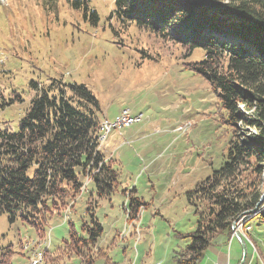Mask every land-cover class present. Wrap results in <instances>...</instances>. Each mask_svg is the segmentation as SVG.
Segmentation results:
<instances>
[{"label": "rangeland", "instance_id": "374dc122", "mask_svg": "<svg viewBox=\"0 0 264 264\" xmlns=\"http://www.w3.org/2000/svg\"><path fill=\"white\" fill-rule=\"evenodd\" d=\"M110 2L0 0V131L18 132L37 91L33 85L41 89L53 81L86 86L99 102L101 122L114 123L126 109L143 115L141 122L113 131L114 139L106 142L109 134L99 148L119 175L111 191L97 188L98 171L89 169L74 194L55 204L48 199L33 222L11 223L0 213L5 264H29L35 251L44 250L39 264L66 263L59 255L64 242L73 231L82 235L91 228L92 217L103 234L82 264H176V257L185 258L188 237L216 210L202 196L190 201L188 193L224 166L232 146L248 143L251 131L228 123L218 93L191 69L204 54L191 56L174 41L117 21ZM89 7L99 13L97 26L87 16ZM227 188L249 198L258 194L259 201L233 222L226 254L240 257L241 264L243 240L244 264H263V163L245 162ZM80 258L68 264H80Z\"/></svg>", "mask_w": 264, "mask_h": 264}, {"label": "trees", "instance_id": "16d2710c", "mask_svg": "<svg viewBox=\"0 0 264 264\" xmlns=\"http://www.w3.org/2000/svg\"><path fill=\"white\" fill-rule=\"evenodd\" d=\"M109 1L117 21L174 41L191 56L202 52L191 69L218 93L228 123L240 122L251 131L247 144L232 146L224 166L188 193L190 201L199 195L216 209L208 223L188 237L185 258L176 257V264H199L217 236L229 238L233 222L259 201L258 194L249 198L227 185L245 162L255 159L264 165V0H231L220 7L186 0ZM87 16L94 26L99 24L95 9L89 7ZM33 87L37 91L19 131H0V213L11 223L33 222L48 199L55 204L63 195L74 194L81 187L79 177L89 169L98 171L94 182L99 189L111 191L119 177L99 150L101 107L96 96L84 85L59 81ZM92 218L91 228L82 235L73 231L64 242L62 264L79 257L80 264L85 263L97 246L103 227ZM0 257L5 264L7 253Z\"/></svg>", "mask_w": 264, "mask_h": 264}, {"label": "crops", "instance_id": "0c3cea01", "mask_svg": "<svg viewBox=\"0 0 264 264\" xmlns=\"http://www.w3.org/2000/svg\"><path fill=\"white\" fill-rule=\"evenodd\" d=\"M104 118V115L102 116ZM101 118V119H103ZM111 135L112 133L108 136L107 138V141L108 142L110 139H114V138H111ZM237 240V241H240L239 239L233 237L231 239L232 240ZM229 240L228 237H226L225 234H221L216 240H215V244L211 245L207 250L206 252L204 253L205 257L203 258V263L205 262V260H212L214 261V264H238V262L240 261V257H235L234 259L230 258L229 259V256L226 254L227 251V241ZM100 242V241H99ZM98 242V243H99ZM242 242V241H241ZM203 255V256H204ZM253 257V255H252ZM254 258V257H253ZM29 260V259H28ZM211 261V262H212ZM29 262V261H28ZM263 262V261H262ZM202 263V264H203ZM27 264V263H26ZM264 264V262H263Z\"/></svg>", "mask_w": 264, "mask_h": 264}, {"label": "built area", "instance_id": "2783aa9c", "mask_svg": "<svg viewBox=\"0 0 264 264\" xmlns=\"http://www.w3.org/2000/svg\"><path fill=\"white\" fill-rule=\"evenodd\" d=\"M142 119V114H135V116H127V109L123 110L114 123H109L107 120H105V135H108L109 132H113L125 126H130L132 125V122ZM235 234H237V229ZM45 253H47V251L35 252V254H37V263L35 264H38V260H42V258H44Z\"/></svg>", "mask_w": 264, "mask_h": 264}, {"label": "bare ground", "instance_id": "6f19581e", "mask_svg": "<svg viewBox=\"0 0 264 264\" xmlns=\"http://www.w3.org/2000/svg\"><path fill=\"white\" fill-rule=\"evenodd\" d=\"M138 114V113H137ZM127 116H135V115H133L131 112H127ZM142 120H136V121H134V122H132V125H135V123H139V122H141ZM132 125H130V126H125V127H123V128H128V127H131ZM123 128H120V129H123ZM112 132H109L108 133V135L109 134H111ZM108 135H105V120H102V122H100V127H99V132H98V144H99V147H101V145L103 144V141H105L106 140V137L108 136ZM44 251H48V250H44ZM36 252V251H35ZM39 261L40 260H38V264H39ZM35 263H37V254H33L30 258H29V264H35Z\"/></svg>", "mask_w": 264, "mask_h": 264}, {"label": "water", "instance_id": "95a60500", "mask_svg": "<svg viewBox=\"0 0 264 264\" xmlns=\"http://www.w3.org/2000/svg\"><path fill=\"white\" fill-rule=\"evenodd\" d=\"M245 215V214H244ZM242 244H243V246H244V259H242V262H241V264H244L245 263V261H246V257H247V248H246V245H245V242L242 240Z\"/></svg>", "mask_w": 264, "mask_h": 264}]
</instances>
